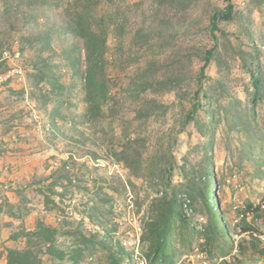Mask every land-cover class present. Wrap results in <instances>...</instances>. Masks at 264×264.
Returning a JSON list of instances; mask_svg holds the SVG:
<instances>
[{
	"label": "rangeland",
	"instance_id": "374dc122",
	"mask_svg": "<svg viewBox=\"0 0 264 264\" xmlns=\"http://www.w3.org/2000/svg\"><path fill=\"white\" fill-rule=\"evenodd\" d=\"M231 2L213 34L229 0H0V74L23 72L0 92L16 249L42 264H264V0ZM79 13L103 41L92 95ZM157 224L175 246L162 259Z\"/></svg>",
	"mask_w": 264,
	"mask_h": 264
},
{
	"label": "trees",
	"instance_id": "16d2710c",
	"mask_svg": "<svg viewBox=\"0 0 264 264\" xmlns=\"http://www.w3.org/2000/svg\"><path fill=\"white\" fill-rule=\"evenodd\" d=\"M235 7L234 4L229 0L228 5L224 10H217L213 13L211 17V31L213 34L216 32H220L219 24L222 21H232L234 18L235 13ZM87 22L86 29H82L83 24ZM77 29H79V35L80 37L85 41L86 51H87V64L88 69L86 72V86L88 89L87 94H94L96 93V78H97V72L96 70L99 68L98 59L99 55L101 54V40L100 35L98 32L93 28V24L90 20V16H82V14H78L77 21L75 23ZM214 56V50L211 49L207 52L206 58H205V64L202 68V73L205 75L206 68L209 66L212 57ZM261 80L254 75V86L257 91H260L261 89ZM196 108H194L193 112L190 114L189 119L194 120V113ZM208 114V112H207ZM206 165L203 164L201 167V172L206 173ZM208 197H213L215 201L217 200V197L215 194L208 193ZM217 204V208H219V205ZM173 204H170V207L172 208ZM211 212H213L212 208L210 207ZM180 216V213L175 212ZM166 225V224H165ZM161 226V227H160ZM167 226V225H166ZM155 236L152 240V251L155 252L156 256H159V258H164L167 251L166 249L171 247L172 241L171 237H169L170 229L165 230V226L161 224L153 225L152 226ZM164 229V230H163ZM51 229H48L47 232H50ZM215 232L216 235H219V224H216L215 226ZM175 249V246L172 244V250ZM161 255V256H160ZM8 264H42L41 259L38 256V252L35 250H32L31 248H24V249H11L8 253Z\"/></svg>",
	"mask_w": 264,
	"mask_h": 264
},
{
	"label": "crops",
	"instance_id": "0c3cea01",
	"mask_svg": "<svg viewBox=\"0 0 264 264\" xmlns=\"http://www.w3.org/2000/svg\"><path fill=\"white\" fill-rule=\"evenodd\" d=\"M7 159L0 156V169L4 168ZM11 158L10 162L14 163ZM21 180L14 173H0V264H8V253L11 249L18 248L12 239V234L17 230L16 219L13 216L22 205L18 196ZM4 202V203H3ZM3 208V210H1ZM12 222H15L12 224Z\"/></svg>",
	"mask_w": 264,
	"mask_h": 264
},
{
	"label": "built area",
	"instance_id": "2783aa9c",
	"mask_svg": "<svg viewBox=\"0 0 264 264\" xmlns=\"http://www.w3.org/2000/svg\"><path fill=\"white\" fill-rule=\"evenodd\" d=\"M23 72L20 69H15V70H9L8 72L4 73V74H0V92L3 90L6 82L9 79L12 78H21Z\"/></svg>",
	"mask_w": 264,
	"mask_h": 264
}]
</instances>
